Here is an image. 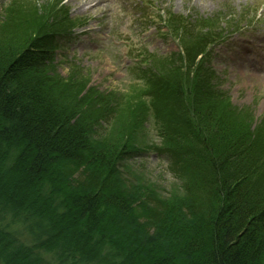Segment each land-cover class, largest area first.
Segmentation results:
<instances>
[{"label":"rangeland","instance_id":"1","mask_svg":"<svg viewBox=\"0 0 264 264\" xmlns=\"http://www.w3.org/2000/svg\"><path fill=\"white\" fill-rule=\"evenodd\" d=\"M148 3L151 9L161 7L162 14L148 10ZM233 29L242 34H234L239 38L234 49L218 59L220 69L214 72L215 51L206 54V46ZM48 35L50 53L43 70L19 74L21 84L13 82L12 90L20 94L42 83L49 100L68 107L81 98L100 102L114 94L132 114L127 119L123 110L110 125L102 123L103 147L115 146V158H124L121 171L128 183L164 198L174 212L182 205L185 175L194 177L207 156L195 130V103L214 108L215 134L225 124L250 134L254 147L264 136V74L242 67L245 57L264 54V0H0V73L17 54L42 47L38 40ZM177 86L193 95L183 98ZM163 144H174L185 160L187 152L194 162L169 166L153 147ZM246 156L255 157L249 141ZM58 167L53 165L48 175L53 183L61 178ZM138 217H129L126 224L134 225L130 232L135 237L147 236L148 245L136 248L144 261L160 264L166 256L171 259L164 264H196L203 256L206 231L200 222L170 221L153 230L137 223ZM262 261L264 251L254 264Z\"/></svg>","mask_w":264,"mask_h":264},{"label":"trees","instance_id":"2","mask_svg":"<svg viewBox=\"0 0 264 264\" xmlns=\"http://www.w3.org/2000/svg\"><path fill=\"white\" fill-rule=\"evenodd\" d=\"M51 37L17 54L0 73V264H149L136 250L148 245L146 234L135 237L134 225L126 224L134 215L153 230L170 221L200 222L206 235L196 264H254L264 251V136L254 147L250 134L225 124L215 134L214 108L195 103L194 125L207 156L194 177L185 175L182 205L174 212L164 198L128 183L124 158H115V146L103 147L102 123L110 125L123 110L127 119L132 114L114 94L68 107L49 100L42 83L13 91L19 74L43 70ZM175 91L193 95L181 86ZM248 141L254 158L246 156ZM187 154L179 165L194 162ZM53 165L62 169L56 183L48 177ZM131 199L132 205L125 203Z\"/></svg>","mask_w":264,"mask_h":264},{"label":"bare ground","instance_id":"3","mask_svg":"<svg viewBox=\"0 0 264 264\" xmlns=\"http://www.w3.org/2000/svg\"><path fill=\"white\" fill-rule=\"evenodd\" d=\"M254 73L257 74V71L254 70Z\"/></svg>","mask_w":264,"mask_h":264}]
</instances>
